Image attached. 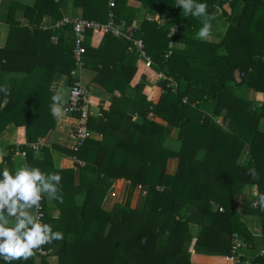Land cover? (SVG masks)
<instances>
[{"label": "trees", "instance_id": "16d2710c", "mask_svg": "<svg viewBox=\"0 0 264 264\" xmlns=\"http://www.w3.org/2000/svg\"><path fill=\"white\" fill-rule=\"evenodd\" d=\"M63 1L35 0L32 7H23L27 26L15 20L16 9L8 11L9 30L0 48V86L5 89L0 91V135L10 125L14 131L0 153V168L14 171L13 157L20 152L27 166L54 170L50 148H41L38 161L30 145L55 128L50 105L58 89L53 80L58 74L68 76L74 65L72 26L41 28L45 16L62 19ZM134 1L144 15L132 38L143 41L153 64L146 67L135 51H128L129 41L86 33L85 67L101 87H115L120 95L99 106L101 117L89 119L88 128L100 140L89 139L76 152L62 150L96 165L105 178L100 186H86L80 208L73 201L69 208L63 193L57 200V223L46 218L44 209V223L63 233L62 240L44 249L57 243L55 264H225L233 234L252 240L242 214L259 216L264 235L259 203L240 214L234 205L247 186L264 193V129H259L264 103L255 105L253 97L239 95L245 89L264 93V0H207L217 37L207 42L195 39L201 18L185 16L176 0ZM113 2L112 9L109 0H73V5L82 9V19L106 23L111 11L117 23L131 25L133 19L122 18L126 0ZM146 15L168 20L159 26ZM173 27L180 35L169 36ZM169 43L174 47L165 59ZM159 73L176 83L174 91L158 79ZM149 115L178 129V151L159 146L165 128ZM169 159L178 160L174 175L166 173ZM57 172L64 178L71 173ZM79 173L86 174L84 169ZM109 179L129 183L122 201L105 212L101 204ZM137 187L146 196L141 209H132ZM47 258L35 252L13 264H50ZM252 264H264V258Z\"/></svg>", "mask_w": 264, "mask_h": 264}, {"label": "crops", "instance_id": "0c3cea01", "mask_svg": "<svg viewBox=\"0 0 264 264\" xmlns=\"http://www.w3.org/2000/svg\"><path fill=\"white\" fill-rule=\"evenodd\" d=\"M35 4V0H0V48L5 44L9 26L5 23L9 9H16L15 20L20 22L21 25H29V20L24 17L23 7H32ZM60 13L62 14V19H82V9L73 5V0H64L60 4ZM144 11L142 10L140 4L134 0H126L123 10V17L126 19H133L131 24L139 26L140 21L143 19ZM145 18L148 21L156 22L159 26H163L168 18L166 16L157 15L151 17L146 15ZM60 20V21H61ZM123 20V19H122ZM58 22L53 17L45 16L41 22V28L49 26L51 23ZM123 22V21H122ZM173 30V29H172ZM181 32L177 31L174 35H180ZM128 51H130L128 49ZM96 74L91 70H88L85 67L83 78L84 85L86 86L89 96L90 103L92 108V119L101 117L99 112V106L102 103H109L113 96L118 97L120 91L115 87L112 90H107L104 87H101L97 81L94 80ZM53 85L61 92L63 96V107H65L67 97H68V76H63L58 74L53 80ZM132 91H127L130 94ZM239 95L243 98L255 99V105H261L264 103V93H254L250 89H245L239 92ZM150 120L159 124L165 128L164 133L160 136L158 144L160 147L170 149L173 151H178L180 149L181 143L177 138L178 129L175 127H169L167 123L159 118H153L151 115L148 116ZM57 119V118H56ZM75 117L69 115L65 112V115L62 118L56 120V126L53 130L44 137L40 138L37 143L33 144L37 146V150H33L34 158L38 161H42L43 153L41 148L48 147L50 148V154L52 158L53 171L48 170V172H57V170H66L71 171L68 175L62 176L61 181V193H64L65 204L71 208L74 202L75 207L80 208L82 206L85 189L88 185L100 186L103 178L102 174L98 173L96 165H86L84 161L78 158L75 155L67 154L62 149L68 151H74L75 139L72 136L71 128L75 124ZM137 122H140V119L137 118ZM259 129H264V119L260 121ZM14 126H8L3 133L0 135V153H4L6 147L7 138L13 133ZM92 132L93 140H100V135L94 131ZM21 143H24V140H21ZM199 156H202L200 153ZM248 159L247 155H243L240 161L246 162ZM14 162V171L18 170L21 166H27L25 156L22 153L17 152L13 157ZM178 160L169 159L166 165V173L168 175H174L177 170ZM79 169L85 170V175L80 176ZM47 173V172H46ZM111 181V186L107 191L105 198L101 204V209L105 212H111L116 204L120 203L123 199L125 188L129 183L125 179H109ZM146 192L140 187H137L133 193L130 207L132 209H141L144 204V198ZM258 190L257 187L247 186L244 188L243 192L238 195L234 200V205L236 211L240 214L245 209H256L253 206V203H258ZM43 206L45 209L46 218L50 219L51 223H57V220H60V210L57 207V200H49L46 196L43 198ZM46 219V220H47ZM241 221L247 226L252 240L245 242V247L242 252L245 255V259L252 264L256 258H261L258 256L260 250L264 249V235L262 233V224L261 218L249 213L241 215ZM56 254H57V243L53 246L52 250L48 251L47 261L50 264L56 263ZM226 264V263H225Z\"/></svg>", "mask_w": 264, "mask_h": 264}, {"label": "clouds", "instance_id": "9594fccd", "mask_svg": "<svg viewBox=\"0 0 264 264\" xmlns=\"http://www.w3.org/2000/svg\"><path fill=\"white\" fill-rule=\"evenodd\" d=\"M185 16L201 18L202 26L195 39H212L215 15L208 11L207 0H176ZM173 27V33L176 32ZM172 33V34H173ZM0 91L5 89L0 86ZM51 114L54 118L65 115L63 96L58 90L51 97ZM62 176L59 172H44L39 167L21 166L18 170L0 168V264L27 261L45 244L62 240L63 233L54 231L49 223L40 219L41 201H62ZM258 203L264 209V193L258 194Z\"/></svg>", "mask_w": 264, "mask_h": 264}, {"label": "built area", "instance_id": "2783aa9c", "mask_svg": "<svg viewBox=\"0 0 264 264\" xmlns=\"http://www.w3.org/2000/svg\"><path fill=\"white\" fill-rule=\"evenodd\" d=\"M109 7L112 9L114 7L113 0H109ZM72 26V32L74 34V50H73V68L70 70L68 75V97L65 104V112L69 115L75 117V124L71 128L72 136L75 139L74 151H78L85 141L92 138V132L88 128V122L92 114V108L90 103L89 92L84 85V70H85V35L88 32H101L104 35H109L114 38L124 39L132 43V46L129 47L130 51H135L139 57L145 61L146 67H150L153 63L148 57L144 50V43L142 40H134L133 32L139 29V26L131 24L127 26L124 22L117 23L115 21V15L113 12H109L108 21L106 23H100L93 20L86 19H63L58 22L51 23L49 26L44 27L43 29H53L61 30L65 25ZM173 30L169 36L174 35ZM53 42L56 43L57 39L52 38ZM173 45L169 43L167 53L164 55V58L167 59L171 55ZM159 80L167 81L166 88L174 91L176 89V83L171 79L164 76V74L159 73ZM30 147L33 150H37V146L31 144ZM24 156L25 154L22 153ZM253 206L256 207L257 203H253ZM40 212L42 216L40 217L41 221L44 223V208H43V199L41 201ZM219 212H223L222 208H219ZM245 247L243 239L237 235L233 234L231 238V244L229 252L225 256L226 264H250L249 261L245 259V255L242 250ZM38 258L46 257L48 251L44 249V245L37 251ZM258 256L264 258V249L260 250Z\"/></svg>", "mask_w": 264, "mask_h": 264}, {"label": "rangeland", "instance_id": "374dc122", "mask_svg": "<svg viewBox=\"0 0 264 264\" xmlns=\"http://www.w3.org/2000/svg\"><path fill=\"white\" fill-rule=\"evenodd\" d=\"M209 41H217V37H216V35H215V33L213 31H212V39L209 40ZM173 47H174V45H173Z\"/></svg>", "mask_w": 264, "mask_h": 264}]
</instances>
